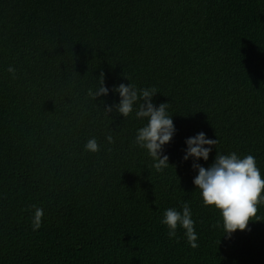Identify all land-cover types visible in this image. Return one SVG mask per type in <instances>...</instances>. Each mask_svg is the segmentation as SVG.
Segmentation results:
<instances>
[{
	"label": "trees",
	"instance_id": "trees-1",
	"mask_svg": "<svg viewBox=\"0 0 264 264\" xmlns=\"http://www.w3.org/2000/svg\"><path fill=\"white\" fill-rule=\"evenodd\" d=\"M121 84L167 104L169 168L135 144L146 121L117 113ZM201 132L216 145L196 163L264 170V0H0V264H264V220L225 239L194 192L182 157ZM178 201L198 249L159 223Z\"/></svg>",
	"mask_w": 264,
	"mask_h": 264
},
{
	"label": "clouds",
	"instance_id": "clouds-1",
	"mask_svg": "<svg viewBox=\"0 0 264 264\" xmlns=\"http://www.w3.org/2000/svg\"><path fill=\"white\" fill-rule=\"evenodd\" d=\"M9 71L13 72L14 69L9 68ZM108 92L109 89L104 86L101 78L95 95L107 96ZM113 92L119 96V102L114 107L120 116L126 118L134 112L137 120L146 121L135 133V144L147 153L157 172L169 168V158L163 149L172 140L175 127L167 111V104H153L155 89L138 90L135 85L121 84ZM108 139L111 140V137ZM215 145V140L206 138L203 132L198 133L185 140L182 159L193 161L192 168L196 172L192 180L194 192L198 193L201 206L216 214L214 227L220 230L221 237L230 239L237 232H245L250 222L264 220L258 214L264 208V170L258 166L254 155H238L235 152L221 154L217 151L213 162L207 168L196 163L207 162ZM85 148L95 152L98 144L95 139H90ZM178 205V208L165 209L159 223L166 229L170 240L176 239L179 231L189 248L198 249L199 236L191 206L188 201H178ZM43 218L44 209L33 205V231L41 228Z\"/></svg>",
	"mask_w": 264,
	"mask_h": 264
}]
</instances>
